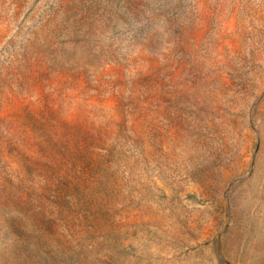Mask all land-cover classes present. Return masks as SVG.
I'll return each instance as SVG.
<instances>
[{
	"label": "rangeland",
	"instance_id": "rangeland-1",
	"mask_svg": "<svg viewBox=\"0 0 264 264\" xmlns=\"http://www.w3.org/2000/svg\"><path fill=\"white\" fill-rule=\"evenodd\" d=\"M0 264H264V0H0Z\"/></svg>",
	"mask_w": 264,
	"mask_h": 264
}]
</instances>
